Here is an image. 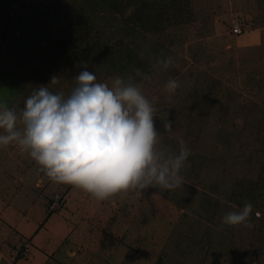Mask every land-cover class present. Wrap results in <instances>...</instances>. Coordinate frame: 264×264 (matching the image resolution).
<instances>
[{
	"label": "rangeland",
	"instance_id": "374dc122",
	"mask_svg": "<svg viewBox=\"0 0 264 264\" xmlns=\"http://www.w3.org/2000/svg\"><path fill=\"white\" fill-rule=\"evenodd\" d=\"M128 1L0 0V104L20 111L53 76L50 90L67 95L83 63L109 84L139 69L159 144L191 151L183 183L98 201L0 146V264L36 249L34 232L9 226L16 217L40 226L36 245L57 264H264V0ZM137 9L163 12L159 30L133 20ZM105 43L113 53L100 54ZM168 56L174 66L154 67ZM169 77L180 84L171 97ZM245 202L253 227L221 224Z\"/></svg>",
	"mask_w": 264,
	"mask_h": 264
},
{
	"label": "clouds",
	"instance_id": "9594fccd",
	"mask_svg": "<svg viewBox=\"0 0 264 264\" xmlns=\"http://www.w3.org/2000/svg\"><path fill=\"white\" fill-rule=\"evenodd\" d=\"M174 63L168 56L158 58L154 67ZM80 67L67 95L50 90L61 79L53 76L48 86L33 88L20 111L0 104V146L16 145L52 182L98 201L129 190L180 187L191 151L183 141L178 151L159 144L156 109L134 82L135 76L148 77L136 69L135 76H116L109 84L97 82L87 63ZM179 87L169 77L165 89L170 97ZM162 126L166 134L174 123L166 119ZM252 212L251 202H245L225 213L221 224L251 228Z\"/></svg>",
	"mask_w": 264,
	"mask_h": 264
},
{
	"label": "crops",
	"instance_id": "0c3cea01",
	"mask_svg": "<svg viewBox=\"0 0 264 264\" xmlns=\"http://www.w3.org/2000/svg\"><path fill=\"white\" fill-rule=\"evenodd\" d=\"M15 219L16 221L12 223L7 221L9 226L10 225L15 226L18 230L22 232L27 231L26 234H31L32 232L38 233L41 229L40 226L38 227L39 229H37L36 227L37 225L35 224L34 221L26 222V219H24L23 217L22 218L16 217ZM36 229L37 231H35ZM34 233L32 235L34 238H32L30 245L34 246L36 249L35 250L33 249L32 252L27 251V254L29 255H26L20 258L17 257L15 253L14 256L10 258L11 259L10 264H57L55 259L53 260L50 258L49 256L50 253H47V255H43L42 251H40L36 245L37 243L42 242V240L40 241L38 237L40 234H42V232H40L37 235L36 233L35 234Z\"/></svg>",
	"mask_w": 264,
	"mask_h": 264
},
{
	"label": "trees",
	"instance_id": "16d2710c",
	"mask_svg": "<svg viewBox=\"0 0 264 264\" xmlns=\"http://www.w3.org/2000/svg\"><path fill=\"white\" fill-rule=\"evenodd\" d=\"M107 1H109V0H107ZM128 2H132V3H134L132 0H129ZM121 2H119V4H120ZM109 5H112V3H109ZM134 18H132V17H128V18H132L133 20L135 19V20H139L140 22H139V25L143 28V29H145L146 31L147 30H154V31H158L159 30V27H158V25H157V21H156V19L155 18H158V19H160L161 17H163V12H160V13H157V14H154V13H151V11L149 10V9H147V10H145V11H143V10H139V9H137V11H135L134 12ZM157 19V20H158ZM76 37H77V35H76ZM77 39V38H76ZM85 42H87V45L88 46H92L91 48L93 49V50H96V46L92 43V41L90 40V39H88V40H86ZM104 46H106L104 49H101V51H100V54H105V53H107L108 54V52H110V53H113V49H111V47H109V45H107L106 43H105V45ZM101 48V47H100ZM108 49H110V50H108ZM135 54V53H134ZM133 54V55H134ZM134 57H138L137 56V53L134 55ZM133 57V58H134ZM137 59V58H136ZM135 59V60H136ZM112 60V59H111ZM114 61V60H113ZM121 65H123L122 67H124L125 65L122 63ZM125 71H126V69H125ZM48 218V215H46V217H45V219H44V221H46V219ZM17 257H22V253H18L17 254Z\"/></svg>",
	"mask_w": 264,
	"mask_h": 264
},
{
	"label": "built area",
	"instance_id": "2783aa9c",
	"mask_svg": "<svg viewBox=\"0 0 264 264\" xmlns=\"http://www.w3.org/2000/svg\"><path fill=\"white\" fill-rule=\"evenodd\" d=\"M233 30H234L235 33H240L241 32V29L239 27H235ZM25 250L27 251L28 249H25Z\"/></svg>",
	"mask_w": 264,
	"mask_h": 264
}]
</instances>
